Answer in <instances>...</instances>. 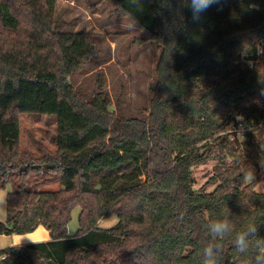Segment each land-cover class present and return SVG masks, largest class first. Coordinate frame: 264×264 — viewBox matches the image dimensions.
<instances>
[{"label":"trees","instance_id":"16d2710c","mask_svg":"<svg viewBox=\"0 0 264 264\" xmlns=\"http://www.w3.org/2000/svg\"><path fill=\"white\" fill-rule=\"evenodd\" d=\"M102 1L160 51L144 120L113 117L101 70L91 100L75 93L70 77L99 52L91 32L58 29L56 0H0V188L11 186L0 236L38 227L50 236L1 250L3 264H200L213 240L207 224L224 217L234 231L219 241L220 264H233L237 232L253 222L252 240L264 238V191L255 190L264 111L254 105L264 103V58L251 70L239 60L264 38V0H220L198 21L189 0ZM17 114L55 117L54 149H23ZM238 119L251 130L230 140ZM210 160L217 168L203 187L213 189L195 190L193 168ZM252 169L255 183L245 180ZM108 216L117 224L99 228Z\"/></svg>","mask_w":264,"mask_h":264},{"label":"rangeland","instance_id":"374dc122","mask_svg":"<svg viewBox=\"0 0 264 264\" xmlns=\"http://www.w3.org/2000/svg\"><path fill=\"white\" fill-rule=\"evenodd\" d=\"M54 22L62 32L88 31L95 36L98 56L69 79L75 93L85 100H91L97 92L98 72L101 70L105 80L104 92L110 100L113 117L136 120L147 118L160 54L155 43L147 40L114 6L102 0H56ZM17 117L19 141L23 149L36 153L37 144L54 149L48 137L56 132L55 117L38 114H17ZM229 163L233 165L232 159ZM251 166L257 175H261L254 164ZM216 168L217 162L214 160L193 168V188L210 192L213 186H203ZM57 188V185H52L44 189L53 191ZM255 190L264 191L263 178ZM79 211L77 206L71 210L67 227L70 236L75 235L79 228ZM117 221L115 216H108L100 219L97 225L101 229H110Z\"/></svg>","mask_w":264,"mask_h":264},{"label":"clouds","instance_id":"9594fccd","mask_svg":"<svg viewBox=\"0 0 264 264\" xmlns=\"http://www.w3.org/2000/svg\"><path fill=\"white\" fill-rule=\"evenodd\" d=\"M220 0H189V8L192 12L194 21H198L201 15L206 12L213 4H218ZM261 167L264 168V161L261 162ZM245 180L249 183L256 182V174L252 169L245 174ZM9 194L6 191L0 190V222L6 220L8 209ZM207 231L213 240L202 248L200 264H220L221 247L219 241L232 235L234 229L228 217L212 220L207 224ZM258 226L250 222L246 228L237 232L232 240V245L235 248L239 259L233 261V264H264V238H257L254 241L253 237H257ZM25 237L31 242L35 241L30 236L17 235L14 242L10 245L4 241H0V250L7 247H19ZM254 244L256 252L249 257L250 247ZM8 257L0 255V264H3Z\"/></svg>","mask_w":264,"mask_h":264},{"label":"built area","instance_id":"2783aa9c","mask_svg":"<svg viewBox=\"0 0 264 264\" xmlns=\"http://www.w3.org/2000/svg\"><path fill=\"white\" fill-rule=\"evenodd\" d=\"M260 58H264V38L259 39L255 43L254 50L251 53L241 52L239 55L240 62L250 70L254 68ZM254 105L264 111V103L254 101ZM231 124L228 126L227 131L230 140H244L245 134L251 130L249 123L241 119H238Z\"/></svg>","mask_w":264,"mask_h":264},{"label":"crops","instance_id":"0c3cea01","mask_svg":"<svg viewBox=\"0 0 264 264\" xmlns=\"http://www.w3.org/2000/svg\"><path fill=\"white\" fill-rule=\"evenodd\" d=\"M3 191H6L7 193L10 192L11 190V186L10 185H5L4 189H1ZM5 221V220H4ZM2 221V222H4ZM25 236H30L35 243H40V242H48L50 241V236L48 231H46L43 227H38L37 229H35L33 232L29 233V234H24ZM17 235H11V236H0V241H4L7 244H11L14 242V238ZM34 242H31L30 240H28L26 237L25 239L22 241L21 246H25V245H29V244H33ZM19 246V247H21ZM10 247V246H9ZM7 247V248H9ZM1 251V250H0Z\"/></svg>","mask_w":264,"mask_h":264}]
</instances>
